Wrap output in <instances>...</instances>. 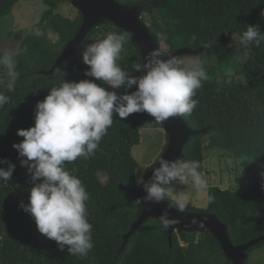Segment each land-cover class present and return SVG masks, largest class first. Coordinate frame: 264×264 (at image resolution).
I'll use <instances>...</instances> for the list:
<instances>
[{
  "label": "trees",
  "instance_id": "trees-1",
  "mask_svg": "<svg viewBox=\"0 0 264 264\" xmlns=\"http://www.w3.org/2000/svg\"><path fill=\"white\" fill-rule=\"evenodd\" d=\"M20 1L0 0V33L5 18ZM42 1L47 10L38 24L40 34L23 35L9 52L18 53L15 59L20 76L15 90L9 92L5 85H0V92L9 97V102L0 107V159L7 158L16 165L9 182L0 180V264H232L211 234L175 232L171 246L169 231L162 219H148L125 244L124 237L138 220L141 207L134 206L131 203L134 196L121 191L120 186L139 188L132 151L140 142V132L163 129L164 122H156L147 113H133L125 120L114 115L113 124L94 156L65 163V169L81 179L89 194L85 203L88 221L93 225L94 247L86 257L71 256L67 246L64 251L58 250L56 242L40 234L30 214L20 208L21 201L28 203V190L33 184L26 168L20 165L18 152L12 147L23 140L16 135L17 130L34 125L35 105L52 87L60 86L64 80L94 79L84 76L88 66L79 56L83 47L95 39H103L108 33H127L106 21L91 31L70 61L54 74L44 75L42 72L53 68L79 32L83 16L79 12L78 17L71 20L59 13L61 5L71 3L70 0ZM117 1L125 6L143 8L142 16L149 15L150 21L156 23L150 28L152 34L159 39L165 38L167 53L183 48L200 51L192 56L204 62L208 79L193 97L198 101L197 107L184 118L192 130L204 133L190 138L184 160L199 161L198 171L203 173L206 151L217 150L229 153L236 160L254 159L264 166V42L258 48L255 45L245 47L244 62L237 59L238 47L231 44L234 37L241 38L247 25H258L264 32V0ZM50 34L57 40L53 41ZM4 52L7 51L0 40V55ZM217 57L221 60L216 61ZM117 63L129 74L140 75L133 70V65L142 64L143 59L130 36ZM213 65L215 71L211 69ZM0 80L7 81L2 66ZM132 91L135 86L119 93ZM167 146L168 137L161 156ZM161 156L148 169L145 181ZM242 168L250 178L249 186L238 191L212 187L208 197L213 196L214 200L208 202L206 210L184 208L216 214L228 225L234 245L264 237V190H261L264 172L249 161H244ZM172 186L173 182L164 186L168 199ZM263 248L264 241L252 248L250 255ZM246 264L253 262L249 260Z\"/></svg>",
  "mask_w": 264,
  "mask_h": 264
},
{
  "label": "clouds",
  "instance_id": "clouds-1",
  "mask_svg": "<svg viewBox=\"0 0 264 264\" xmlns=\"http://www.w3.org/2000/svg\"><path fill=\"white\" fill-rule=\"evenodd\" d=\"M262 33L258 25H247L239 44L258 48L264 42ZM130 35L108 33L86 45L82 52V62L88 66L84 76L94 79L64 80L60 86L49 89L48 95L35 105L34 125L18 129L16 135L23 140L12 145L33 184L28 190V203L21 201L20 208L30 214L40 234L56 242L58 250L64 251L67 246L68 253L79 258L86 257L94 247L93 225L88 221L85 203L89 194L81 179L65 169V163L94 156L113 124L114 115L125 120L133 113H147L158 123L191 115L198 104L193 97L208 79L203 61L183 65L176 56L162 58L158 49L147 54L146 62L133 65L140 75L129 74L117 61ZM16 55H0V66L7 75V81L0 80V85H5L9 92L15 90L20 76ZM133 86L135 91L130 94L118 91ZM8 102L9 97L0 92V107ZM158 164L152 169L150 182L143 179V172L137 173L136 183L146 194L134 199V206L144 208L146 204L165 201L164 186L173 181L190 180L197 192L207 190V181L198 171L199 161L160 158ZM0 165H7L0 167V180L9 182L16 165L7 158L0 159ZM185 200V194L180 192L175 204H168L161 215L165 228L176 222L168 218V209L175 206L184 210ZM213 200V196L208 197L209 203Z\"/></svg>",
  "mask_w": 264,
  "mask_h": 264
},
{
  "label": "water",
  "instance_id": "water-1",
  "mask_svg": "<svg viewBox=\"0 0 264 264\" xmlns=\"http://www.w3.org/2000/svg\"><path fill=\"white\" fill-rule=\"evenodd\" d=\"M70 2L82 13V26L77 35L66 46L53 68L49 72H42L44 75L54 74L65 62L70 61L91 31L106 21L112 22L117 27L131 34L130 38L137 45L143 62H146L144 61L145 57L154 49H158L164 59H167L168 56H176L179 60L186 56L197 55L200 52L199 50L183 48L175 53H164L161 48L160 39L155 37L147 24L143 22V8L140 6H125L117 0H70ZM163 129L168 137V146L161 158L169 161L177 159L184 160V150L190 138L204 133V131L192 130L188 126L185 118L179 116L168 118L163 123ZM158 166L159 164L157 163L154 167ZM152 169L147 178L148 182H150L152 177ZM120 190L134 196L135 199L146 194L141 187L128 188L121 185ZM168 204L173 203L166 197L165 201L159 204L150 203L146 204L144 208L141 207L138 220L134 223L130 232L124 237L125 244L148 219H161V215L167 209ZM168 211V218L176 221L168 227L171 246L172 235L175 232L184 231L193 234L207 233L213 235L218 240L226 258L232 264H246L250 258L251 249L264 241V237H261L242 245H234L228 225L223 223L216 214L186 210L181 211L175 206L168 209Z\"/></svg>",
  "mask_w": 264,
  "mask_h": 264
},
{
  "label": "rangeland",
  "instance_id": "rangeland-1",
  "mask_svg": "<svg viewBox=\"0 0 264 264\" xmlns=\"http://www.w3.org/2000/svg\"><path fill=\"white\" fill-rule=\"evenodd\" d=\"M46 10L47 7L42 0L20 1L14 7L12 14L5 18L3 22L0 33L3 48L7 52H12L23 35L27 33L38 35V24ZM59 13L71 20H75L78 17L79 10L71 3H64L61 5ZM142 18L149 22L147 24L149 28H153L156 25V23L150 21L149 15L142 16ZM49 36L53 41L57 40V37L53 34ZM99 40L95 39L91 43ZM239 40L240 38L234 37L231 44L238 47L237 59L240 62H244L246 59V48L239 44ZM160 44L162 51L167 53L169 48L165 38H160ZM83 51L84 47L79 53L80 57H82ZM196 60L198 58L191 55L186 56L182 62L183 65H190L191 62ZM220 60V57L216 58V61ZM211 69L215 71V65ZM237 80L239 81L241 78H237ZM123 89L121 88L118 91L120 92ZM166 144L167 134L164 129L142 130L140 132V142L132 151L136 161L135 179L138 172H143V179L145 180L148 169L161 156ZM244 161L253 163L259 170L264 172V166L254 159L245 157L242 160H236L229 153L207 150L205 154L204 172L202 173L208 184L207 190L197 192L190 180L184 183L173 181V186L168 191V197L175 203L176 195L183 192L186 196L185 208L192 207L206 210L208 208V192L210 188L218 187L222 190L238 191L249 186L250 178L243 173L242 163ZM249 260L253 264H264V248L252 253Z\"/></svg>",
  "mask_w": 264,
  "mask_h": 264
}]
</instances>
